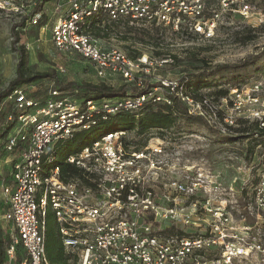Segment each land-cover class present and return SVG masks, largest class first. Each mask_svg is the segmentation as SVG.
<instances>
[{"label": "built area", "instance_id": "1", "mask_svg": "<svg viewBox=\"0 0 264 264\" xmlns=\"http://www.w3.org/2000/svg\"><path fill=\"white\" fill-rule=\"evenodd\" d=\"M251 1L53 0L42 3L41 11L27 23L34 26L50 7L59 9L62 14L50 34L58 53L85 59L101 78L118 75L126 84L142 87L139 75L152 65V59H132L117 47L103 46L93 35V27L107 26L112 32L169 29L180 37L210 41L226 14L247 16ZM18 2L0 0V16L18 12L22 8ZM25 48L31 49L29 44ZM51 83L54 87L43 101L33 100L19 88L0 103V129L12 125L4 134L2 151L18 155L4 188L8 209L2 219L12 227L8 264H49L45 252L47 207L52 209L64 251L75 256L76 264H233L264 252L259 229L233 224L228 206L234 194L223 188L224 179L201 169L193 171L189 165L181 167L177 154L166 150L162 140L127 151L124 131L106 133L68 156L65 163L78 168L90 187L77 179L63 182L52 151L53 146L76 132L92 129L99 121L133 114L145 105H172L175 101L187 116L202 119L217 132L231 129L238 118L254 122L253 138L264 140V111L260 109L264 104L256 95L259 85L244 96L232 90L227 99L229 111L224 114L206 98L195 101L182 78L157 82L134 96L101 102H74L71 98L78 91L71 95ZM256 106L259 108L253 109ZM262 158L261 180L252 198L264 213ZM177 173L180 180L174 177ZM197 214L205 217L202 224L194 221ZM199 226L205 227L200 234L183 230ZM169 228L175 234H161ZM17 246L24 254L20 259L15 256ZM215 251L219 256L207 259L206 253Z\"/></svg>", "mask_w": 264, "mask_h": 264}, {"label": "rangeland", "instance_id": "2", "mask_svg": "<svg viewBox=\"0 0 264 264\" xmlns=\"http://www.w3.org/2000/svg\"><path fill=\"white\" fill-rule=\"evenodd\" d=\"M18 1L22 6L18 12L0 16V93L7 88L15 76L17 57L10 48V28L12 25H19L21 21H24V26L18 28L20 32L18 45H30L31 49L28 51L30 72L53 75L50 82L43 80L22 86L28 97L32 98L36 95L38 99L44 100L54 87L51 85L52 81L54 84L105 85L115 89L126 84L118 75L99 77L94 67L81 57L56 51L50 34L54 17L62 14L59 9L54 11L49 6V12L41 18L38 26L27 24L26 19L35 15V9H41L42 3L49 0ZM250 4L251 11L247 16L226 14L217 26L214 38L210 41L195 37H180L169 29H162L156 34L154 29L144 30L151 33L152 37H156L155 41L142 38L147 37L141 32L143 29L130 34L125 33L124 30L109 31L107 35L99 32L98 38L103 46L117 47L129 58L145 56L152 59V65L139 75L142 83L148 86H154L160 81H177L183 76L191 77L219 68L214 77L205 81L210 86L203 88L201 93L208 94L209 102L225 114L230 107L228 96H231L234 89L244 96L254 85H259L256 95L261 104H264V53L262 52L264 50V0H253ZM247 39L251 40L247 41ZM256 55H260L259 58L243 69H223L239 65ZM220 90L230 91L226 102L221 99L217 101L214 93ZM73 92L72 90L68 93ZM83 94L78 90V94H73L71 100L76 102ZM260 109L264 111V107ZM134 121L136 125L138 120ZM127 127L128 123L124 121H119L117 124L102 122L90 131L76 132L73 139L66 144L53 146L52 151L57 148L54 155L55 164L65 160L69 154L79 152L85 145L97 140L104 132ZM236 129H238L237 124L224 133L211 129L216 133L213 134L199 122L187 121L180 115L170 129L163 131L154 129L145 133H139L138 128L125 131L123 143L126 144L127 151H133L148 143L153 144L154 140L159 139L163 141L166 150L177 154L181 167L189 165L193 171L201 169L203 172L220 175L224 179L223 188L231 189L234 194L233 203L228 206L233 224L259 229V243L264 245V213L258 210L252 198L253 189L261 180L264 140L253 138V141L259 143L255 146L249 138L238 134ZM10 156L11 154H5L0 148V232L2 236L12 234L11 225L2 219L8 209L4 188L9 184L10 179ZM174 177L180 180L181 174L177 173ZM186 201L183 202L188 205ZM196 218L198 220L194 217V221L197 224H202L200 220L205 219L200 214H197ZM46 222L54 228L51 207L46 209ZM204 229V226L183 228L186 232L196 231L199 234ZM23 255V251L16 247L15 256L20 259ZM218 256L217 251L206 253L207 259ZM5 264H8L7 259ZM233 264H264V252L252 253L247 258L234 261Z\"/></svg>", "mask_w": 264, "mask_h": 264}, {"label": "trees", "instance_id": "3", "mask_svg": "<svg viewBox=\"0 0 264 264\" xmlns=\"http://www.w3.org/2000/svg\"><path fill=\"white\" fill-rule=\"evenodd\" d=\"M53 0H49L45 3H50ZM41 9H35V14L40 12ZM44 17V16H43ZM42 18V17H41ZM30 18L26 19V21H29ZM41 20V19H40ZM40 20L37 22L36 25L38 26L40 24ZM28 24V23H27ZM24 26V21H21L19 25H12L10 28V36H11V50L13 53H15L17 57V62H16V67H15V76L14 78L9 82L7 88L0 93V103L7 97L9 96L13 91L21 88L22 86H28L31 85L32 83L38 82V81H51L53 79V75H49L48 73H42V74H32L29 70V55H28V50L25 48L24 45H18L20 41V32L18 31V28ZM110 31V28L105 26L103 29L99 28H92V33L93 35L98 38V33L102 32L103 34L107 35V32ZM155 33H158V30H154ZM135 33L138 32V30L133 29V28H126L125 33ZM147 37H142L148 41H155L156 37H152V34L141 30ZM99 39V38H98ZM251 39H247V41H250ZM264 53V50L262 51ZM260 55H256L248 60L243 61L239 65H235L232 67H224L223 69H243L244 67L251 65L253 62H255ZM219 71V68H214L210 70L209 72H202L200 74H197L195 76H183L182 77V82H185V87L187 93L195 100V101H200L203 98L209 99L208 94L207 95H202L201 90L203 88H206L210 86L208 83H206L209 78L214 77ZM206 81V82H205ZM55 87L60 90L61 92H70V91H80L83 94L82 97H78L79 100L81 99H91L97 102L105 101V100H112L114 98H121L125 96H134L136 94H139L141 92H144L150 88L153 87V85L148 86L144 83H142V87H137L134 83L133 84H125L121 85L118 88H112L110 86H105V85H89L85 84L82 86H74L72 84H65L62 85L61 83L55 84ZM237 88V87H234ZM233 88V89H234ZM217 93H214L215 96H217V101L220 99L227 98L228 94L230 91H216ZM33 100H40L36 95L32 97ZM43 101V100H41ZM183 116V118L187 121L191 122H199L202 126H204L207 130H210L213 134H216L213 132L207 125L205 121H203L200 118L197 117H189L186 115L184 108L182 107L181 104L178 102H174L172 105H165V104H154V105H145L143 108L139 109L133 114L130 113H121L115 117H112L109 120L106 121H99V123L95 126L98 127L100 123L105 122H113L117 124L119 121H124L128 123V127L121 129V130H108L104 132L103 134L106 133H112V132H119V131H130L134 130L135 128H138L139 133H145L150 130H157V131H163L166 129H170L176 119L179 116ZM138 120L137 124L135 125V121ZM238 129H236V132L238 134L243 135V137L249 138L254 145H258L259 143L257 141H253V134L254 131L256 130V125L254 122L244 120V119H239L237 120ZM12 125H8L3 129H0V146L1 149L4 145L3 137L4 134L8 132V130L11 128ZM93 127L92 129H94ZM90 129V130H92ZM88 130V131H90ZM101 134L100 136H102ZM99 136V137H100ZM73 137L65 142L58 143L60 145H64L70 140H72ZM95 141V140H94ZM93 141V142H94ZM57 144V145H58ZM86 146V145H85ZM84 146V147H85ZM125 148L127 149L126 144L124 143ZM61 147V146H60ZM83 147V148H84ZM144 145L141 147L143 148ZM82 148V149H83ZM140 148V149H141ZM57 148L54 149V155H56V150ZM136 149V150H140ZM77 153V152H76ZM70 155V154H69ZM68 155V156H69ZM67 156V157H68ZM55 158V156H54ZM55 163V160H54ZM56 166L59 167V175L60 179L63 182H68L70 180H81L82 184L84 186L90 187L92 185H89L85 182L83 178L82 172L69 164L65 163V160L59 161L56 163ZM54 228L51 227L47 222L45 225V252L47 256V260L49 261V264H76V258L74 255L67 253L64 251L60 239H59V234L57 232V225L54 222ZM176 230L173 228H169L164 230L161 234L163 235H173L175 234ZM11 244V239L9 235L2 236V233L0 232V264H5L6 262V251L9 248ZM21 250V246H17ZM23 251V250H22Z\"/></svg>", "mask_w": 264, "mask_h": 264}, {"label": "crops", "instance_id": "4", "mask_svg": "<svg viewBox=\"0 0 264 264\" xmlns=\"http://www.w3.org/2000/svg\"><path fill=\"white\" fill-rule=\"evenodd\" d=\"M57 17H54V21H55V19H56ZM50 22H52V20L50 21ZM54 22H52V24H53ZM0 148H1V146H0ZM3 148V147H2ZM5 153V152H4ZM6 154V153H5ZM17 157H18V155L17 154H13V155H11L10 156V161H9V163H10V166L12 165V161L13 160H17ZM7 163H8V161H6ZM11 169V168H10ZM9 182H10V179H9ZM8 182V183H9Z\"/></svg>", "mask_w": 264, "mask_h": 264}]
</instances>
